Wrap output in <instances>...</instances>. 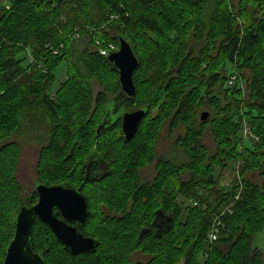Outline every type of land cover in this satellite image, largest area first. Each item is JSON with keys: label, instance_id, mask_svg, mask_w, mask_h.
I'll return each mask as SVG.
<instances>
[{"label": "trees", "instance_id": "1", "mask_svg": "<svg viewBox=\"0 0 264 264\" xmlns=\"http://www.w3.org/2000/svg\"><path fill=\"white\" fill-rule=\"evenodd\" d=\"M8 7L0 6V259L13 238L22 192L16 179L20 146L13 135L43 131L39 184L79 181L84 157L91 147L99 151L86 137L109 110L112 122L100 132L119 131L116 116L124 111L147 110L134 140L124 144L128 149L143 137L146 119L157 108L172 130L176 121L184 128L177 146L186 160L129 152L125 166L93 183L102 193L95 199L87 192L94 201L116 210L118 201L124 202L123 218L110 220L114 226L100 239H127L126 259L132 246L145 243L148 264H264L253 247L264 229V181L257 185L246 179L248 174L264 179V0H9ZM117 35L139 61L133 99L118 93V73L98 50L110 44L117 48ZM63 61L66 80L51 96ZM93 84L101 87L96 95ZM202 111L208 114L205 122L199 121ZM206 123L215 143L212 157L200 141ZM72 132L85 136L75 138ZM154 162V178L141 181L138 171ZM229 168L237 175L222 185V172ZM196 171L206 175L196 178ZM176 195L196 198L191 209H182ZM231 203V213L220 218L217 241L209 243L211 225ZM157 210L173 218L171 231L156 238L153 230V236L139 240L140 229ZM38 226L33 225L31 245L47 262L50 246L41 250L37 245ZM43 230L54 245L51 233Z\"/></svg>", "mask_w": 264, "mask_h": 264}, {"label": "rangeland", "instance_id": "2", "mask_svg": "<svg viewBox=\"0 0 264 264\" xmlns=\"http://www.w3.org/2000/svg\"><path fill=\"white\" fill-rule=\"evenodd\" d=\"M192 46L196 47L195 44L192 42ZM66 63L63 61L60 64L55 73L56 81L52 85L49 90V94L51 96L55 95L56 90L59 88L61 84L66 80ZM228 74H230V69H228ZM108 80V76H106ZM106 80V81H107ZM99 91H101V87L98 84L92 85V92L96 95ZM64 111V109H63ZM206 111H202L204 113ZM200 113V114H201ZM96 114L94 115V117ZM100 116V113H99ZM94 119V118H93ZM208 119V118H207ZM177 127L173 130L170 128V119L163 120L160 118V111L155 108L150 112V115L146 119L145 123V130L143 132V137L138 138L135 142L134 146L128 149H124V144L119 141L118 132L115 133H101L102 135L96 137V132H91L92 135L87 136L86 138L89 140L87 143L89 146L98 144V150L101 154H106L107 152H112V157H110L111 163H113L114 167L117 166H125L127 154L129 152H134L135 154H146L148 151H152L154 156L157 159L161 158L164 160H172L174 162L180 163L186 160L184 153L182 150L177 146V139L183 137L184 135V128L182 126H178V122L176 121ZM96 128V125L94 126ZM211 125L206 123L203 136L201 138V143L206 147L209 157L214 155L215 143L211 135ZM40 132H27L22 131L18 132L17 134L12 136V140L18 142L20 146L19 157H18V164L16 169V178L17 182L23 189L24 197H27L36 186V169L38 166L39 161V154L43 145H45L44 139L46 138L45 135ZM73 137H82L85 136L84 132H72ZM96 138V139H95ZM247 146V143H245ZM100 147V148H99ZM92 148V147H91ZM91 148L89 152L91 151ZM88 155V154H87ZM207 165V162L204 163V166ZM156 164L151 163L141 170L138 171L137 176L141 181H151L156 172H155ZM195 174L196 178H200L203 176L202 171H196ZM206 175V174H204ZM236 173L232 171V168L222 172L221 176V183L222 185H230L232 179L236 177ZM258 174H248L246 175V179L251 183L262 185L264 179H261ZM184 180H188V175H184ZM198 180V179H197ZM100 185V184H99ZM98 184H93L91 186H87L85 188V193L92 191L90 194L95 199L99 196H102V193L99 191L101 188ZM101 190V189H100ZM202 190H198V194L200 197L205 198V192H201ZM89 196V194H88ZM196 199L191 196H183V195H176L175 201L182 209H191V200ZM99 201H102L98 198ZM200 206V204H199ZM202 210H205L202 207ZM111 220V219H110ZM110 220H107L105 217L102 216L97 212L95 216L91 218L89 224L86 228L87 232L90 234H94L95 236H99L102 234L103 230L106 231L114 226V224L110 223ZM141 230V229H140ZM38 237L36 239L37 245L40 246L41 250L44 249L45 246L49 245L50 250L48 252V262L50 263L52 260H55L60 253V249L52 244V241L48 240L47 231L43 230V226H38ZM140 232V231H139ZM139 234V233H138ZM123 236V235H122ZM127 239H124L119 242H114L112 238H102L101 245L98 249V253L101 256V259L104 261L102 264H148L151 257L145 251L144 245L145 243L139 247L133 248V252L128 256L126 259V246ZM130 243V241H129ZM253 247L257 248L264 256V229L262 233H259L255 236L253 241ZM199 261L202 258V255L199 254ZM2 261V259H0ZM77 264L81 263L82 261H86L83 258L76 259ZM74 261V262H76ZM181 263V262H180Z\"/></svg>", "mask_w": 264, "mask_h": 264}, {"label": "water", "instance_id": "3", "mask_svg": "<svg viewBox=\"0 0 264 264\" xmlns=\"http://www.w3.org/2000/svg\"><path fill=\"white\" fill-rule=\"evenodd\" d=\"M257 1V0H256ZM117 50L107 56L106 61L118 73V93L126 99H133L136 93V86L133 80V73L139 66L138 58L129 42L122 36L117 35ZM213 79V76L211 77ZM111 114V113H110ZM147 114V110L136 108L124 111L117 118L120 122V131L124 134L125 140L129 141L137 133L141 121ZM112 115V114H111ZM208 118L206 112L199 116L200 122H205ZM106 118H104L97 129V134L105 128ZM87 180V177H86ZM36 193L39 201L36 205L21 208L19 207L13 221V238L5 246V255L0 264H46L43 256L32 249L30 235L33 223L37 219L45 223L55 235L66 251L72 255L87 254L95 251L98 242L84 238L79 232L80 226L87 216V203L80 190L65 188V186H46L38 184ZM72 202V209L75 204L80 209L73 220L78 222L76 227L70 229L72 240L68 232L63 227V223L56 220L53 209L61 201ZM64 217V216H63ZM155 229V237L160 238L168 234L173 226V218L166 215L162 210H157L151 224ZM149 230L142 229L138 236L140 240L147 235Z\"/></svg>", "mask_w": 264, "mask_h": 264}, {"label": "flooded vegetation", "instance_id": "4", "mask_svg": "<svg viewBox=\"0 0 264 264\" xmlns=\"http://www.w3.org/2000/svg\"><path fill=\"white\" fill-rule=\"evenodd\" d=\"M113 112H114L113 110H109L108 114L106 115L105 127H108L111 124L112 120H111L110 116H111V114L113 115ZM116 118H117V116H116ZM119 127H120V122H119ZM101 133H112V132H99L98 134L96 132V137H98ZM113 133H115V132H113ZM118 135H119V141H121L123 144H126V143L132 142V140H134V138L136 137L137 133L129 141L125 140V136L120 131V129H119ZM44 142L46 143L45 140H44ZM110 157H112V152H107L106 154H101L99 151H97V150L95 151L94 147H93L92 150L90 151V153L84 157L83 162L80 166V168L82 169V177H81V179H79V181H76L75 179L70 178V179H68V181L59 182L57 184L49 186V187H51V186H61L62 185V186H65V188L75 189L76 191L80 190L81 194L84 196L86 203H87V216H86L84 222L82 223V225L80 226L79 232L81 233V235L84 238L92 239V240L98 242V245H97L94 252L87 253V254L72 255L71 253H69L68 251H66L64 249V246L59 241H57V239H56L55 235L53 234V232L51 231V229L45 223L36 219L34 221L33 225L36 223H40L42 226L47 228V230L52 235L54 245L60 249L59 255L57 256V258L55 260H52L50 262L51 264H77L76 259H78V258H83L84 260H86V261H83L81 264H101V260H100L101 258L99 259L97 256V251L101 245V239H100L101 235L99 237L97 235L95 236L94 234H90L87 232L86 228H87L91 218L93 216H95L97 212L102 216V218L105 217L107 220H110V219L116 220V218L117 219L123 218L124 202H123V200H119L118 201L119 209L116 210L114 207L111 208L110 206H108L107 204H105L103 202H98V201H94L93 199H91V197H89L88 194L85 193V188L87 186H89V184L100 182L101 180L106 178L107 175L110 174L112 168H115L113 163H111V161L109 159ZM36 176H37V169H36ZM86 177H87V180H86ZM69 181L71 183H69ZM74 182L78 183V184H74ZM38 184H39L38 179L36 178V186L34 187L33 191L27 197H24V194H23L24 192L22 189L21 199H20L18 208L19 207L28 208V207L34 206L38 203L39 198H38V195L36 193V187ZM42 185H45V184H42ZM34 197H35V199H33ZM69 200L70 201L66 200V201H61L60 203H57V205L53 209V215L57 221L63 223V225H64L63 227L68 232V234L70 236V241H71L72 240V234L70 232V229L76 227V225L78 223L76 221V219L73 220L72 218H74L76 216V214H78L80 209L77 207V204H75V208L72 209L73 204L71 202V198ZM152 222H153V219H152ZM152 222L148 226L143 228V229L149 230V233L145 236H148L150 234L153 236V230H154V234H155V229H153V226L151 225ZM105 231H106V229H105ZM139 234H140V232H139ZM139 234H138V236H139ZM74 261H76V262H74ZM45 263L50 264L48 262V260Z\"/></svg>", "mask_w": 264, "mask_h": 264}, {"label": "built area", "instance_id": "5", "mask_svg": "<svg viewBox=\"0 0 264 264\" xmlns=\"http://www.w3.org/2000/svg\"><path fill=\"white\" fill-rule=\"evenodd\" d=\"M0 6L8 9L9 8L8 7L9 6V0H0ZM98 50H99V53L101 56L107 57V56H109L110 53L117 50V48L113 44H110L105 49H101L99 47ZM56 54H57V51H53V55H56ZM233 81H234V78H231L229 80L228 84L229 85L232 84ZM241 87H242V84H241ZM248 134H249V132L247 131V129H244L243 130V136L246 137ZM234 199L237 200L238 196H236ZM232 205H233V203L227 205L221 212H219V215L215 218L213 224L211 225V227L207 233V240L209 243H214L215 241H217L219 231L223 227L222 222L220 221V218L231 213ZM193 206H196V203H193Z\"/></svg>", "mask_w": 264, "mask_h": 264}, {"label": "bare ground", "instance_id": "6", "mask_svg": "<svg viewBox=\"0 0 264 264\" xmlns=\"http://www.w3.org/2000/svg\"><path fill=\"white\" fill-rule=\"evenodd\" d=\"M176 188V187H175Z\"/></svg>", "mask_w": 264, "mask_h": 264}]
</instances>
